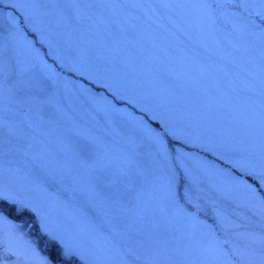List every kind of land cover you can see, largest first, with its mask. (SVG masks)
<instances>
[{
	"label": "snow or ice",
	"instance_id": "snow-or-ice-1",
	"mask_svg": "<svg viewBox=\"0 0 264 264\" xmlns=\"http://www.w3.org/2000/svg\"><path fill=\"white\" fill-rule=\"evenodd\" d=\"M10 3L0 264H264V0Z\"/></svg>",
	"mask_w": 264,
	"mask_h": 264
},
{
	"label": "rangeland",
	"instance_id": "rangeland-1",
	"mask_svg": "<svg viewBox=\"0 0 264 264\" xmlns=\"http://www.w3.org/2000/svg\"><path fill=\"white\" fill-rule=\"evenodd\" d=\"M9 14H16L15 9L12 7V3L10 0H0V21L6 23ZM48 62L51 64L52 60L47 58ZM55 66V65H54ZM59 71V69L57 68ZM67 75V74H66ZM71 79L79 80V77L72 76ZM81 82H83L81 80ZM93 91H97V89L93 88ZM100 95H105L109 100L112 99L111 95L105 92L104 90H99ZM73 102L76 107L79 109L87 110L90 115L97 116V112L93 111V109H97L100 114L103 113V104L99 100L93 103L92 100L86 99L84 97L73 94ZM117 107L127 108L128 111L133 112L135 115H139L138 111H135L130 105L126 103H117ZM98 118V116H97ZM249 182H252L251 180ZM209 185V195H215V188L219 187L224 190L226 195V199L218 198L217 202L219 206L223 209V211L228 215H244L246 213V209L242 207L246 200V194L241 189L234 188L230 185L226 177L218 176V177H209L208 178ZM231 202V203H230ZM211 223V220L208 221ZM29 236L32 239L37 240V247L43 248L42 242L38 240L39 233L38 232H30ZM22 252V249H21ZM5 264H34L33 260L23 253L18 257L4 255Z\"/></svg>",
	"mask_w": 264,
	"mask_h": 264
}]
</instances>
